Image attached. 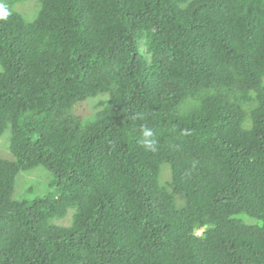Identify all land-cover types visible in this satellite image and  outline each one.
I'll list each match as a JSON object with an SVG mask.
<instances>
[{"label": "trees", "instance_id": "1", "mask_svg": "<svg viewBox=\"0 0 264 264\" xmlns=\"http://www.w3.org/2000/svg\"><path fill=\"white\" fill-rule=\"evenodd\" d=\"M17 1L0 0V264H264V0H40L30 22ZM104 92L81 125L71 108ZM36 167L58 195L13 200Z\"/></svg>", "mask_w": 264, "mask_h": 264}, {"label": "rangeland", "instance_id": "2", "mask_svg": "<svg viewBox=\"0 0 264 264\" xmlns=\"http://www.w3.org/2000/svg\"><path fill=\"white\" fill-rule=\"evenodd\" d=\"M40 8V0H24L17 1L10 6V10L17 12L21 15L23 20L30 22L34 20L38 14ZM1 71V67H0ZM264 82V80H263ZM109 98V93H99L93 98H88L84 101L76 103L70 113L78 120L81 125H86L91 122L95 114L102 108V104ZM254 106L253 103L244 105V110L247 114V118L243 123V128L248 129L250 127L249 111ZM9 130L0 137V158L3 160L11 161L13 158L9 152ZM54 180V176L51 172H48L43 167H36L28 171H20L14 184V190L12 194L13 200H34L38 197H43L47 194L57 196L58 191L55 187H50V183ZM159 184L165 187L169 192H172L171 188V172L168 165L164 164L160 168V174L158 178ZM175 206L178 209L183 208L184 199L176 194H173ZM74 209H69L67 214L62 219L52 220V224L62 227H67L72 223V216ZM236 218L241 219L247 224H256V220L251 219L245 215H238ZM206 228L197 229L196 234L200 235Z\"/></svg>", "mask_w": 264, "mask_h": 264}]
</instances>
